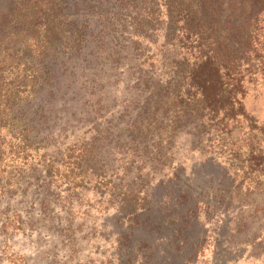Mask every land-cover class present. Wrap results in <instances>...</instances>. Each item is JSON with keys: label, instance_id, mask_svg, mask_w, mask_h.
I'll return each mask as SVG.
<instances>
[{"label": "rangeland", "instance_id": "rangeland-1", "mask_svg": "<svg viewBox=\"0 0 264 264\" xmlns=\"http://www.w3.org/2000/svg\"><path fill=\"white\" fill-rule=\"evenodd\" d=\"M156 3L148 39L116 24L119 52L75 68L79 94L42 103L47 116L13 96L18 70L4 66L0 264H264V217L248 235L235 225L238 196L264 177V71L238 121L195 106V38L179 20L167 31Z\"/></svg>", "mask_w": 264, "mask_h": 264}, {"label": "trees", "instance_id": "trees-1", "mask_svg": "<svg viewBox=\"0 0 264 264\" xmlns=\"http://www.w3.org/2000/svg\"><path fill=\"white\" fill-rule=\"evenodd\" d=\"M162 2L158 14L166 17V30L179 20L196 41L194 67L188 73L189 86L198 96L194 105H207L213 113L238 121L244 115L238 95L264 71V0ZM156 6V0H0V76L7 63L17 69L15 81L22 91L15 89L13 96L34 97L36 115L47 116L52 109L42 103L59 97L71 104L79 94L82 74L75 68L98 67L105 61L96 53L107 52L108 59L119 52L111 47L116 24L126 30L122 21L129 17L132 31L127 41L148 39L150 24L158 19ZM255 159L261 161L264 155ZM254 183L238 196L243 211L235 225L246 235L256 226L249 218L264 217V177ZM257 231L263 241L264 229L259 226Z\"/></svg>", "mask_w": 264, "mask_h": 264}]
</instances>
